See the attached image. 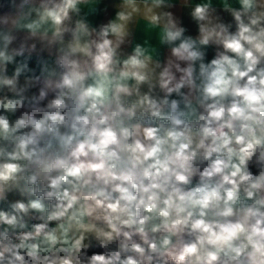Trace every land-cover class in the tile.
<instances>
[{"label":"clouds","instance_id":"obj_1","mask_svg":"<svg viewBox=\"0 0 264 264\" xmlns=\"http://www.w3.org/2000/svg\"><path fill=\"white\" fill-rule=\"evenodd\" d=\"M0 264H264V0H0Z\"/></svg>","mask_w":264,"mask_h":264}]
</instances>
